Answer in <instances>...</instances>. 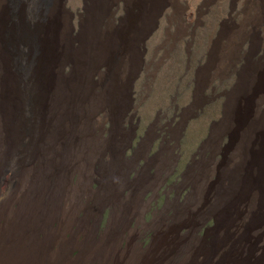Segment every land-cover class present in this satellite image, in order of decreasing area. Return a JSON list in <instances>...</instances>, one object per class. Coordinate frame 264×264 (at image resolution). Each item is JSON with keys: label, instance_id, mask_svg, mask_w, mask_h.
Listing matches in <instances>:
<instances>
[{"label": "rangeland", "instance_id": "374dc122", "mask_svg": "<svg viewBox=\"0 0 264 264\" xmlns=\"http://www.w3.org/2000/svg\"><path fill=\"white\" fill-rule=\"evenodd\" d=\"M158 1L135 0L132 7L124 0H54L52 6L56 5L58 34L64 39L63 55L53 77L56 87L49 88L56 92L58 80L67 84L76 65L65 50L67 39L72 47H79L86 29L91 27L94 33L104 35L103 44L110 45L112 42L109 44L106 36L112 39L113 33L122 29L131 10L135 15L133 33L127 36L130 73L122 75L127 61L119 55L116 66L109 67L99 61L84 82L86 87L93 86V92L101 93L105 88L110 91L115 80L122 86L121 78H128L120 92L125 97L119 122L126 132L120 154L123 161L120 176L124 178L116 184L117 194L105 198L98 213L89 215L87 208L92 205L90 195L100 189L102 166L97 162L91 173L68 160L64 166H51L54 159L57 162L63 155L66 159L69 149L66 136L56 137L60 125L57 130L48 131L38 142L36 152L22 160L2 158L4 134L0 130V168L3 170L0 211L30 213L38 207L49 220V210L56 209L60 203L72 212L65 231L67 238L74 236L83 242L92 238L99 242L110 232L108 239L117 248V259L124 253L126 262L131 254L141 252L142 264H171L194 246L195 252L202 243L210 246L208 243L218 230L213 208L222 189L216 175L227 171L239 144L226 132L214 144L211 140L225 123L230 96L241 90V77L250 66L264 63V25L253 11L247 14L246 0H177L176 7L168 0H161L163 9ZM47 10L50 11L44 13V19L48 30L52 10ZM22 14L31 21L27 5ZM5 15L10 27L15 29L16 12L11 8L5 11L0 5V20ZM230 27L238 31L236 41L213 55L214 44L221 46L225 42L223 29ZM124 42L120 45L127 46ZM12 46L15 62L22 46L17 40ZM226 54L229 55L227 64L221 68V56ZM18 62L24 64L23 59ZM260 96L254 100V109H264V92ZM55 108L54 125L62 117L58 106L49 105L48 113L53 115ZM97 115L103 121L99 134L108 138L112 133L109 115L105 109H99ZM80 142L77 140L74 146L77 155L81 154ZM162 151L169 153L162 154ZM107 155L104 152V158ZM161 155H168V160L165 158L166 167L160 171L157 161ZM203 160L216 162L218 173L211 176L213 183L208 197L186 217L182 210L190 203L189 195L195 189L187 177L198 170ZM81 176L91 180L87 193L72 187ZM140 176L146 177L141 181ZM64 178L77 193L75 203H71V189L66 190L64 197L59 190ZM134 199L138 202L133 203ZM37 202L40 204L36 206ZM241 207L243 212L235 219L236 224L247 213V205ZM60 222L61 216L55 214L46 226L43 223L44 230L40 229L38 235L43 238L44 231L57 227ZM85 223L89 228H83ZM257 238V225L245 229L240 252L251 264H257V248L262 246L261 239ZM79 253L77 247L71 250L72 257ZM201 258L197 256L198 260ZM117 259L112 257L106 264H118ZM225 264L241 263L225 261Z\"/></svg>", "mask_w": 264, "mask_h": 264}, {"label": "bare ground", "instance_id": "6f19581e", "mask_svg": "<svg viewBox=\"0 0 264 264\" xmlns=\"http://www.w3.org/2000/svg\"><path fill=\"white\" fill-rule=\"evenodd\" d=\"M124 1L132 7L135 4V0ZM246 1L247 14L253 11L254 16L264 25V0ZM158 2L163 9L164 2ZM167 2L177 6V0ZM0 5L4 6L5 11L11 8L16 12L15 29L10 27L7 15L0 20V130L4 134L2 158L22 160L29 157L36 152L38 142L47 132L57 130L60 125V134L58 131L56 137L66 136L69 149L66 159L65 155L59 157L57 162L54 159L51 166H64L68 160L88 173L92 172L97 162L102 166L100 189L90 195L93 198L92 205L87 208L89 215L96 214L105 198L117 194L116 184L120 178H124L120 176L123 164L120 154L126 132L119 122L125 97L120 92L124 90L128 78H121L122 86L115 80L109 87L110 91L105 88L101 93L93 92V86L87 84L86 87L84 82L99 61L106 62L109 67L116 66L119 55L127 61L122 75L130 73L127 36L133 33L135 15L132 10L128 13L122 29L115 31L112 39L105 35L109 44L112 42L110 45L107 42L103 44L104 35L94 33L91 27L86 29L88 31L79 47H72L70 39H67L65 50L76 65L67 84L58 80L56 92L49 88L56 87L53 77L63 55L64 39L58 34V11L56 5L52 8L54 0H0ZM26 5L31 21L22 14ZM49 8L52 10V22L47 30L44 13L50 11L47 10ZM237 32L232 27L223 29L225 42L221 46L215 43L212 54L217 55L232 45L236 41ZM14 40L22 46L16 58L18 61L23 59V65L17 60L13 62ZM123 40L127 46L120 45ZM228 56H221V68H225ZM241 83V90L230 96L224 125L211 140V144H214L222 133L230 134L232 141L239 143L236 156L228 163L227 171L217 174V163L203 160L198 170L187 177L195 185V189L189 195L190 203L182 210L186 217L191 216L192 211L208 197L211 182L213 183L211 176L217 174L216 181L222 186L219 201L213 208L218 230L208 243L209 247L202 243L195 252L194 246L171 264H225V261L251 264L243 257L240 248L245 229L255 225L257 240L261 239L262 242L261 247L257 243V264H264V109H254L255 98L259 99L264 92V63L250 66L241 77ZM53 94L56 97H50ZM49 105L58 106V110H61L62 117L55 125L53 116L56 108L52 115L51 112L48 113ZM99 109L106 110L112 123V133L108 138L99 134L103 124L101 117L97 115ZM77 140L81 141L82 155H77L74 150ZM106 151L108 155L104 158ZM165 152L162 151V154ZM82 156L86 157L80 161ZM165 158L168 160V155H161L157 161L160 171L166 167ZM2 172L0 168V177ZM145 177L140 176L139 180L143 181ZM67 183L64 178L59 190L64 197L66 190L71 189V203H75L77 193L72 187L87 193L91 180L82 178L73 186ZM137 202L134 199L133 203ZM39 204L37 202L36 206ZM243 205H247V213L236 224L235 219L243 212V208L240 209L239 206ZM37 208L30 213L20 210L0 211V264H106L112 257L117 259V248L108 239L110 232L99 242L91 240L92 238L87 242L76 240L74 236L67 238L65 231L70 225L69 219H72L71 209L58 203L56 209L52 207L49 210L48 220ZM55 214L61 216V222L57 227L52 226L48 232L44 231V237L41 238L38 235L40 229L44 230L47 221ZM83 228L87 229L89 225L85 223ZM74 247L80 250L77 257L71 256ZM142 254H131L125 262L126 256L121 253L117 259L118 264H142ZM198 255L202 256L199 260Z\"/></svg>", "mask_w": 264, "mask_h": 264}]
</instances>
